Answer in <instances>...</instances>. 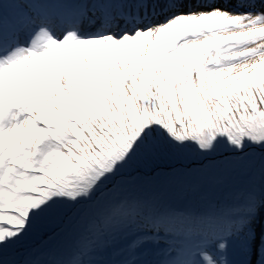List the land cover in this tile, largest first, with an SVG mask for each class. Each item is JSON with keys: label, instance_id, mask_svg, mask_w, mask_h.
I'll return each instance as SVG.
<instances>
[{"label": "snow or ice", "instance_id": "obj_1", "mask_svg": "<svg viewBox=\"0 0 264 264\" xmlns=\"http://www.w3.org/2000/svg\"><path fill=\"white\" fill-rule=\"evenodd\" d=\"M0 264H264V0H0Z\"/></svg>", "mask_w": 264, "mask_h": 264}]
</instances>
